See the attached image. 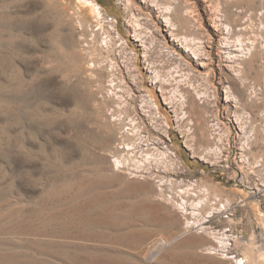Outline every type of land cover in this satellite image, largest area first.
Here are the masks:
<instances>
[{
	"label": "rangeland",
	"instance_id": "374dc122",
	"mask_svg": "<svg viewBox=\"0 0 264 264\" xmlns=\"http://www.w3.org/2000/svg\"><path fill=\"white\" fill-rule=\"evenodd\" d=\"M93 1L0 0V264H264V0Z\"/></svg>",
	"mask_w": 264,
	"mask_h": 264
},
{
	"label": "bare ground",
	"instance_id": "6f19581e",
	"mask_svg": "<svg viewBox=\"0 0 264 264\" xmlns=\"http://www.w3.org/2000/svg\"><path fill=\"white\" fill-rule=\"evenodd\" d=\"M75 3L81 11H83L89 15H92V16L94 15L95 17H97V16L100 17L103 13L102 8L97 3H95L93 0H75ZM177 7H179V6H177ZM180 33H181V27H178L177 29H175V31H173V36H175L176 39L179 40L183 46H185V49L190 50V51L193 50L192 41L189 40L188 37H181ZM173 46H176V44H173ZM185 57H187V58H185ZM169 59H170V61H172V60L176 61V62L181 61V66L179 67L180 70H178L179 69L178 68L176 71L178 73L186 72L185 73L186 80L188 79L189 80L188 82L190 83L192 81L191 79L193 77H195L196 73H200V68L202 67L200 62L204 63V60H208L206 63H204V66H203V68H208V67H210L209 65L212 61V56H211L210 52H185V51L181 50V52H179V51L174 52V55ZM182 75H183V73H182ZM204 139H205V142L208 141V139L206 137H204ZM232 222L233 221H230V223H232ZM189 224L190 223H188L186 226L189 227ZM236 262H237V264H245L243 259H240V260L237 259Z\"/></svg>",
	"mask_w": 264,
	"mask_h": 264
}]
</instances>
